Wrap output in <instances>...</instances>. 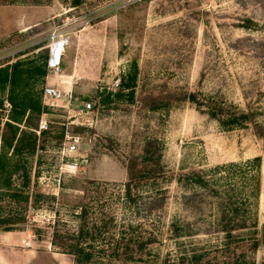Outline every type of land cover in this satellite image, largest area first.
<instances>
[{"label":"rangeland","instance_id":"rangeland-1","mask_svg":"<svg viewBox=\"0 0 264 264\" xmlns=\"http://www.w3.org/2000/svg\"><path fill=\"white\" fill-rule=\"evenodd\" d=\"M262 136L264 0H0V232L48 264H264Z\"/></svg>","mask_w":264,"mask_h":264},{"label":"built area","instance_id":"built-area-1","mask_svg":"<svg viewBox=\"0 0 264 264\" xmlns=\"http://www.w3.org/2000/svg\"><path fill=\"white\" fill-rule=\"evenodd\" d=\"M68 43V37L63 34H54L50 38V44L48 45V54L45 65L47 71L53 76H58L61 72V66ZM43 95L52 102H56L62 98L61 90L57 86L50 84L44 86ZM87 109H90V104L88 103L83 105L80 111L84 112ZM39 128L45 129L46 123L42 122ZM71 140L72 141L67 144L63 143L62 146L59 148L58 152L61 156H66L68 155L67 153H74L77 151L79 146V137H73L71 138ZM84 163H86V160L78 161L76 158H73L71 163L66 166L72 170H76L79 166H82ZM28 244L29 243L27 242L26 246H28Z\"/></svg>","mask_w":264,"mask_h":264},{"label":"crops","instance_id":"crops-1","mask_svg":"<svg viewBox=\"0 0 264 264\" xmlns=\"http://www.w3.org/2000/svg\"><path fill=\"white\" fill-rule=\"evenodd\" d=\"M27 233L22 230L0 232V264H48L33 241L28 240ZM49 255L51 264H64L61 254L50 252Z\"/></svg>","mask_w":264,"mask_h":264},{"label":"trees","instance_id":"trees-1","mask_svg":"<svg viewBox=\"0 0 264 264\" xmlns=\"http://www.w3.org/2000/svg\"><path fill=\"white\" fill-rule=\"evenodd\" d=\"M187 100L190 102L195 103L200 108H205L206 113L212 117L217 119L222 125H229V126H236L240 125L243 122H248L253 120L252 114L248 111L238 110L235 107L230 106V108H233L231 112H225L224 106L219 103H213V102H201L197 99V95L195 93H189L187 95ZM264 138V136H262ZM132 172L130 173V175ZM130 184H127V197H130V191H129ZM228 231V230H226ZM262 241H264V230L262 232ZM258 244V240L254 241V247H256ZM75 254H78L77 256H80L81 258L88 259L91 257V254L82 250L77 249L73 250Z\"/></svg>","mask_w":264,"mask_h":264}]
</instances>
